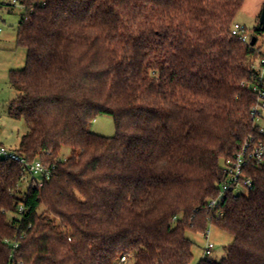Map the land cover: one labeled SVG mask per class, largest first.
Wrapping results in <instances>:
<instances>
[{
	"label": "trees",
	"instance_id": "obj_1",
	"mask_svg": "<svg viewBox=\"0 0 264 264\" xmlns=\"http://www.w3.org/2000/svg\"><path fill=\"white\" fill-rule=\"evenodd\" d=\"M21 2L8 114L28 127L18 152L52 176L24 190L21 166L0 159V264L7 239L24 264H190L187 233L212 224L233 242L198 264H264V161L246 193L208 207L223 161L259 136L242 85L259 51L231 35L245 0ZM100 115L114 136L91 130Z\"/></svg>",
	"mask_w": 264,
	"mask_h": 264
},
{
	"label": "rangeland",
	"instance_id": "obj_2",
	"mask_svg": "<svg viewBox=\"0 0 264 264\" xmlns=\"http://www.w3.org/2000/svg\"><path fill=\"white\" fill-rule=\"evenodd\" d=\"M8 1L11 2V0ZM0 4H5L4 0H0ZM263 5L264 0H245L236 15L235 22L245 24L252 35L259 26ZM25 12L26 8L20 3L15 6L2 5L0 8V15L3 19L0 25L4 30L0 37V141L13 150L19 148L23 135L28 132V127L23 119L12 118L8 114L9 102L17 94L9 82L10 71L20 70L26 63L27 50L17 42L19 21ZM256 47L264 48V32L258 35ZM91 130L96 134L112 137L116 134L115 121L110 115H100L92 123ZM70 153V148L65 147L61 159L68 158ZM28 185L29 177L27 176L22 188L26 190ZM238 191L247 192L243 188ZM209 230L210 242L214 245L210 256L205 255L207 241L204 234L187 233L188 238L194 243L192 248L194 257L190 264H198L205 257L220 261L226 256L227 249L233 242V236L213 224L209 226Z\"/></svg>",
	"mask_w": 264,
	"mask_h": 264
},
{
	"label": "built area",
	"instance_id": "obj_3",
	"mask_svg": "<svg viewBox=\"0 0 264 264\" xmlns=\"http://www.w3.org/2000/svg\"><path fill=\"white\" fill-rule=\"evenodd\" d=\"M5 4L15 6L20 3L24 6L21 0H4ZM2 17L0 15V22ZM3 27L0 25V37L3 33ZM231 35L238 38L243 43L250 45L252 35L248 31L245 24L234 22L231 27ZM258 41V40H257ZM257 44V43H256ZM256 44L254 45L256 47ZM259 51L257 57L251 61V68L254 71V77L250 81L243 82L242 85L249 87L255 94L256 102L252 108L253 121L258 127V138H251L244 143L240 151L233 156L227 157L223 161V171L226 175V180L219 186V194L216 198L208 201V207L212 210L218 209L220 206L221 198L233 192L235 194H242L244 192L238 191L240 188L249 190L252 187L251 179L245 173L248 166L264 161V48L256 47ZM0 159L9 162L18 163L23 171L22 181L27 176L29 177V185L31 188H43L47 180L52 176V167L44 164V162L36 158L30 161L24 155L20 154L17 149L13 150L0 141ZM20 212L24 211L23 206L19 208ZM204 236L206 238L205 255L210 256L213 252L214 245L210 242V230L208 229ZM6 243L12 247V262L11 264H24L23 261L15 260L14 253L20 247L18 239H7ZM128 261L127 256L121 257L118 264H123Z\"/></svg>",
	"mask_w": 264,
	"mask_h": 264
},
{
	"label": "water",
	"instance_id": "obj_4",
	"mask_svg": "<svg viewBox=\"0 0 264 264\" xmlns=\"http://www.w3.org/2000/svg\"><path fill=\"white\" fill-rule=\"evenodd\" d=\"M258 29L261 32H264V5H263V8H262V11H261V14H260ZM257 40H258V37L256 35L252 36L250 45L254 46L257 43Z\"/></svg>",
	"mask_w": 264,
	"mask_h": 264
}]
</instances>
